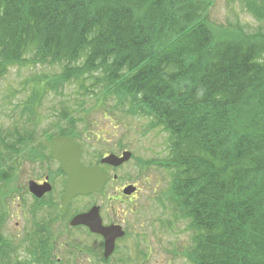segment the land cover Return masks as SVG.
Here are the masks:
<instances>
[{
	"label": "trees",
	"instance_id": "16d2710c",
	"mask_svg": "<svg viewBox=\"0 0 264 264\" xmlns=\"http://www.w3.org/2000/svg\"><path fill=\"white\" fill-rule=\"evenodd\" d=\"M237 1L257 30L211 23L213 0H0V81L12 66L57 67L24 81L21 115L70 83L76 109L53 112L72 119L53 133L112 101L165 134L140 162L166 173L157 202L192 232L191 264H264V0ZM11 253L0 236V264Z\"/></svg>",
	"mask_w": 264,
	"mask_h": 264
},
{
	"label": "rangeland",
	"instance_id": "374dc122",
	"mask_svg": "<svg viewBox=\"0 0 264 264\" xmlns=\"http://www.w3.org/2000/svg\"><path fill=\"white\" fill-rule=\"evenodd\" d=\"M209 11L211 23L220 27L227 28L239 23L245 31L253 32L263 24L247 13L237 0H213ZM56 69L57 67L40 70L38 67L35 69L30 66H12L0 81V169L3 170L0 198L8 199L0 200L2 202L0 204V236L2 242L7 244L12 251V263L10 264H32L28 260V251L34 249L31 243L21 241L23 234L21 230H19V235L14 233L16 229L23 228L24 225L28 229L30 219L27 213L29 200H26L28 202L26 204L24 200L28 199V194L23 187L25 179L21 174L23 170L21 159L26 154L29 155L32 171L39 169L42 159L48 156V138L52 136L56 128L51 126L55 123L53 112H56L63 104L72 106L71 112L72 109H76L75 105L73 106L76 102L74 96L76 86L67 83L61 94L50 93L44 98L40 108L37 109L38 115L35 118L27 117L25 114L21 115V105L29 92L24 81L39 70L52 72ZM6 96H9V99H4ZM84 104L87 109L92 105L89 101ZM110 104L112 101L104 107L90 109L85 114L80 112L85 120L76 118L80 122L78 126H81L78 140L84 152V158L81 159L86 165L98 161L100 155L108 151L117 152L124 148L133 152L135 157L127 161L124 168L116 172L118 184H121L122 179L126 178L127 171L136 174L137 165L142 159H152L162 154L165 134L155 130L143 134L140 125L146 119L129 115L125 112V107L106 109ZM103 109H105L106 116L102 113ZM36 119L38 122L32 127L31 122ZM14 127L21 137L32 133L30 137L32 139H22L19 144L21 139L15 138L12 146L13 140L10 134ZM26 129L29 130L25 131ZM117 146L119 148H116ZM18 156L20 161H18ZM29 166L30 164L26 163L25 167ZM15 167L17 168L14 169ZM15 170H18V178L14 176ZM147 172L151 183L149 187L144 186L136 198L135 209L130 212V208H127L126 216L129 217L124 223L127 225L128 235L120 240L110 260L100 263L97 257L91 256L89 251H92L93 247L87 250L91 239L85 232L78 230L75 231V238L79 242V249L73 248L70 245L72 243L66 241L63 236L57 240L49 262L51 261L52 264H191L184 252L191 245L192 232L186 229L183 220H173L171 211L169 209L163 211L159 201L157 202L159 199L156 195L158 196L159 192L165 190L167 186L166 173H162L163 171L153 164L149 166ZM160 181L162 182L159 183ZM19 183H21L20 186H18ZM154 183H158L157 187ZM111 189L107 188V192ZM18 198H22L21 204V199ZM107 212L113 217L111 212ZM115 214H119V210ZM94 249L101 256L100 249L98 247ZM71 250L74 252L71 253Z\"/></svg>",
	"mask_w": 264,
	"mask_h": 264
},
{
	"label": "flooded vegetation",
	"instance_id": "af4514ba",
	"mask_svg": "<svg viewBox=\"0 0 264 264\" xmlns=\"http://www.w3.org/2000/svg\"><path fill=\"white\" fill-rule=\"evenodd\" d=\"M55 120H59L61 122H67L70 120V118H61ZM14 121H18V120L14 119ZM15 132H16V127L13 128L12 133L10 134V138L13 140V142H11L12 146L15 143V138L21 139L18 142L19 144L22 142V139H26V140L32 139L30 138L31 137L30 134H26L22 137L21 136L16 137ZM56 135H63V134H56ZM78 135L79 133H77V136H72V135L70 136L74 141H76L77 139L76 142L80 145L78 140L79 139ZM118 146L116 148H119ZM123 150L125 149L122 148L117 152L108 151L106 153H103L100 155L98 161L94 162L93 164L86 165L83 164L84 162L82 161V159L84 158L83 155L84 152H83V148L81 147V153H80L81 163L84 166L99 164L103 169V171L107 173V180L104 182L101 191L87 193V194H76L72 196L67 201V203L64 204H63V193L67 181V174L63 172V170L61 169V163L57 159L52 158L50 155L51 153L50 138L48 140V150H47L48 156H46L45 159H42V163L40 164L39 169L32 171L31 169L32 162L29 155L26 154L23 157V159H21L23 166V170L21 174L25 179L23 187L28 194V199H24V200H25V204L28 203L26 200H29L27 213H29L28 217L30 216V219L28 220L29 221L28 229L24 225L23 228L16 229L14 233L19 235L20 234L19 230H21L23 232L21 236L22 237L21 241L31 243V246L34 248L28 251V255H30L31 258L34 257V255L31 253L33 250L37 252H39L40 250H47V252H49L51 257L53 249L57 244V240H59V238L63 236L66 241L72 243L70 245H72L73 248L79 249V242L75 238L76 236L75 231L80 230L85 232V234L91 239V244H89V246L87 247V250H90V248L93 247L92 250L93 252L89 251L91 256L97 257L100 263L102 261L105 262L106 260L108 261L111 259V257L116 252L117 245L120 242V240L124 239V237L128 235L126 228L127 225H125L124 223L125 221L128 220L129 217L128 215L126 216L127 208H130V212H132L135 209L134 202L136 201V198L140 195L141 191L143 190V187L144 186L149 187V184L151 183V179L147 175L146 176L144 175V167L142 163H138L136 174L134 175L133 173L127 171L126 178L122 179L121 184H118V181L116 179V172L117 170L124 168L127 162H124L119 165H113L110 163H101L100 159L101 157L107 155L110 152H113L118 156H120ZM18 161H20L19 156H18ZM26 163L30 164L28 168L25 167ZM16 168L17 167H15L14 169ZM14 176L15 178H18L19 176L18 170H15ZM31 181H34L37 184L44 186L46 183H48L50 185L49 186L50 189L49 191L43 193L41 196H36L33 193H31L30 190L28 189L29 182ZM1 183L2 181L0 182L1 185L0 188L3 185ZM20 185L21 183H19L18 186ZM127 185H132L134 187L133 191L129 194H126L123 191V188ZM107 188H112V189L111 191L107 192ZM18 199H21L20 201L21 204V202H23L22 198H18ZM0 200H8V199L0 198ZM0 204H2L1 201ZM92 207L98 208L97 211L99 213L101 223L103 226L118 225L120 226V228L124 230V235L122 237H117L115 239L114 249L107 257L104 255L105 240L101 234L91 232L86 224L83 223H79L76 225L71 224V219L75 215L86 213ZM117 210H119V214H115ZM107 211L111 212L113 217L107 214L108 213ZM68 242H66V245H68ZM94 247H98L100 249L101 256L97 254L96 252L97 250H95ZM73 252L74 251L71 250V253Z\"/></svg>",
	"mask_w": 264,
	"mask_h": 264
},
{
	"label": "water",
	"instance_id": "95a60500",
	"mask_svg": "<svg viewBox=\"0 0 264 264\" xmlns=\"http://www.w3.org/2000/svg\"><path fill=\"white\" fill-rule=\"evenodd\" d=\"M80 147L69 136H57L51 139V156L61 162L62 170L67 174L63 202L66 203L75 194H85L93 191H100L107 178L106 173L98 166L84 167L79 161ZM131 156L130 151H124L121 157L110 153L101 159L118 165ZM50 189L49 184L39 185L34 181L29 182V190L36 196H41ZM133 186H126L123 191L130 193ZM86 224L93 232L100 233L105 239L104 255L108 256L113 248L116 237L123 236L124 232L117 225L103 226L96 207L91 208L87 213L76 215L71 224Z\"/></svg>",
	"mask_w": 264,
	"mask_h": 264
}]
</instances>
